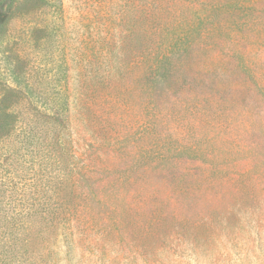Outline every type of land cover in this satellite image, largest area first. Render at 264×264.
<instances>
[{
	"label": "rangeland",
	"instance_id": "rangeland-1",
	"mask_svg": "<svg viewBox=\"0 0 264 264\" xmlns=\"http://www.w3.org/2000/svg\"><path fill=\"white\" fill-rule=\"evenodd\" d=\"M0 264H264V0H0Z\"/></svg>",
	"mask_w": 264,
	"mask_h": 264
}]
</instances>
